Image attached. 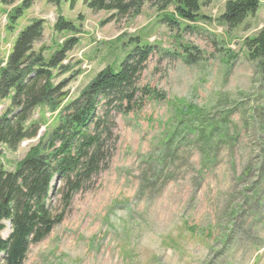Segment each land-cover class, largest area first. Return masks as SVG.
I'll list each match as a JSON object with an SVG mask.
<instances>
[{
	"label": "rangeland",
	"instance_id": "374dc122",
	"mask_svg": "<svg viewBox=\"0 0 264 264\" xmlns=\"http://www.w3.org/2000/svg\"><path fill=\"white\" fill-rule=\"evenodd\" d=\"M22 1L0 7V58L33 21L43 22L34 51L46 60L75 36L63 63L68 71H54L55 85L67 82L64 104L104 69L117 72L137 44L131 38L157 47L138 81L152 96L138 110H112L108 161L68 203L64 183H56L50 206L61 221L29 247L24 264H264V74L245 47L264 26V0L234 29L219 21L233 0H202L205 19L187 31L160 23L147 3L140 16L117 18L91 11L84 0L74 7L36 0L13 20ZM59 19L76 30L57 31ZM10 107L0 100V117ZM190 107L211 121L230 116L233 140L206 149L199 136L181 133L164 155L170 134L184 129L181 120L193 119L185 116ZM57 119L58 111L35 109L27 125H40L38 137L16 151L0 145L5 170L14 172ZM4 225L0 237L7 239L11 225Z\"/></svg>",
	"mask_w": 264,
	"mask_h": 264
},
{
	"label": "trees",
	"instance_id": "16d2710c",
	"mask_svg": "<svg viewBox=\"0 0 264 264\" xmlns=\"http://www.w3.org/2000/svg\"><path fill=\"white\" fill-rule=\"evenodd\" d=\"M16 1L0 0V7L11 6ZM35 1L23 0L12 19H17L23 9H29ZM70 1L74 7L79 0ZM201 1L84 0V4L96 13L104 11L117 18H136L147 3L159 10L160 23L187 31L197 28L192 26L205 19L200 16ZM260 5L261 0L228 1L219 21L234 29L256 13ZM170 7H173L172 11H169ZM55 28L57 31L76 30L63 19L58 20ZM42 36L43 22L33 21L20 32L8 58L5 61L0 58V100L11 101V107L0 117V145L16 151L22 142L37 138L40 125L27 124L38 107L47 106L52 112L58 111L56 127L46 139L40 138L38 145L28 152L14 172L5 170L0 164V233L5 229L4 222L11 225L9 237H0L2 264H24L29 247L44 240L61 221L62 217L54 215L50 206L57 182L64 183L63 200L68 203L103 170L108 161L104 137L111 131L112 110H138L145 99L152 96L151 90L138 88V81L157 47L142 45L136 37L130 39L137 44L117 72L111 67L104 69L77 99L64 104L67 82L55 85L54 71H68L63 63L78 40L75 36L68 39L46 60L42 53L34 51V45ZM245 47L250 60L258 61L264 74V26L255 37L245 40ZM99 110L103 111L101 115ZM186 112V117L194 114L193 119L181 120L184 129H175L170 134L169 141L164 144V155H169L171 145L181 133L199 136L206 149L233 140L227 126L230 116L217 122L203 117V112L195 107ZM262 154L261 161L264 160V149ZM260 170L264 178L262 166Z\"/></svg>",
	"mask_w": 264,
	"mask_h": 264
}]
</instances>
